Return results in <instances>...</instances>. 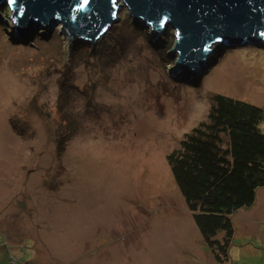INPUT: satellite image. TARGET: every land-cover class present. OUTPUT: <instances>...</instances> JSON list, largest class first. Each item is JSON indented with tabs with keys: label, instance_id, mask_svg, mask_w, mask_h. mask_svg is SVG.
I'll return each mask as SVG.
<instances>
[{
	"label": "rangeland",
	"instance_id": "rangeland-1",
	"mask_svg": "<svg viewBox=\"0 0 264 264\" xmlns=\"http://www.w3.org/2000/svg\"><path fill=\"white\" fill-rule=\"evenodd\" d=\"M117 4L94 44L61 22L45 38L35 19L13 37L0 13V264H217L166 155L216 93L264 107V47L217 40L181 79L175 29L152 42ZM255 197L231 216L228 264H264V187Z\"/></svg>",
	"mask_w": 264,
	"mask_h": 264
},
{
	"label": "trees",
	"instance_id": "trees-1",
	"mask_svg": "<svg viewBox=\"0 0 264 264\" xmlns=\"http://www.w3.org/2000/svg\"><path fill=\"white\" fill-rule=\"evenodd\" d=\"M4 7L0 13L10 15V7ZM262 123L264 107L216 93L206 118L166 155L173 181L217 264L229 263L232 214L252 206L256 190L264 187ZM9 255L10 264H29L23 256Z\"/></svg>",
	"mask_w": 264,
	"mask_h": 264
},
{
	"label": "water",
	"instance_id": "water-1",
	"mask_svg": "<svg viewBox=\"0 0 264 264\" xmlns=\"http://www.w3.org/2000/svg\"><path fill=\"white\" fill-rule=\"evenodd\" d=\"M118 0H0L8 5L12 22L17 21L13 37L26 39L25 34L35 19L32 29L49 27L61 22V29L69 38H84L94 44L117 17ZM135 24L151 25L152 42L163 24L175 29V41L168 53H177L172 73L188 79L199 71L217 49L210 45L219 41L234 45L250 40L264 47V0H123ZM0 17L7 22L1 15ZM27 40V39H26ZM151 42V43H152Z\"/></svg>",
	"mask_w": 264,
	"mask_h": 264
},
{
	"label": "clouds",
	"instance_id": "clouds-1",
	"mask_svg": "<svg viewBox=\"0 0 264 264\" xmlns=\"http://www.w3.org/2000/svg\"><path fill=\"white\" fill-rule=\"evenodd\" d=\"M165 25L163 24V27H164Z\"/></svg>",
	"mask_w": 264,
	"mask_h": 264
},
{
	"label": "snow or ice",
	"instance_id": "snow-or-ice-1",
	"mask_svg": "<svg viewBox=\"0 0 264 264\" xmlns=\"http://www.w3.org/2000/svg\"><path fill=\"white\" fill-rule=\"evenodd\" d=\"M10 2H11V0H10Z\"/></svg>",
	"mask_w": 264,
	"mask_h": 264
}]
</instances>
